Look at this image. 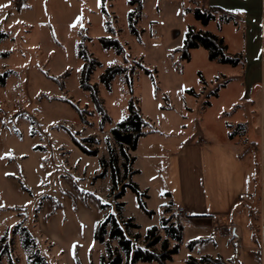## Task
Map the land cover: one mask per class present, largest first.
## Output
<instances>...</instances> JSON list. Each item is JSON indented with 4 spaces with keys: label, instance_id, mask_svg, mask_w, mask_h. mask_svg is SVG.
Instances as JSON below:
<instances>
[{
    "label": "rangeland",
    "instance_id": "374dc122",
    "mask_svg": "<svg viewBox=\"0 0 264 264\" xmlns=\"http://www.w3.org/2000/svg\"><path fill=\"white\" fill-rule=\"evenodd\" d=\"M0 5V264H40L33 259L38 256L46 264H102L103 257L108 260L106 244L94 239V231L110 215L136 223L129 230L140 235L134 245L143 246L148 230L161 228L164 218L180 221L169 204L167 175L172 155L189 139L232 140L246 191L227 216L230 229L222 222L219 230L185 222L172 260L192 251L222 254L228 263L232 256L233 264H264V96L260 102L259 87H249L245 72L252 68L244 62L211 60L202 46L186 59L182 50L190 25L226 37L230 50L238 48V18L217 17L205 25L186 9L194 7L189 0H142L134 33L129 13L137 3L130 0ZM101 36L118 39L123 51L105 47ZM80 43L101 62L90 81L97 83L110 116L104 124L80 87ZM116 64L126 71L107 87L101 74ZM68 100L84 110L87 123ZM131 100L144 119V134L123 155L111 131L129 116ZM73 137L98 153L84 152ZM190 241H196L192 250ZM110 243L118 245L115 239Z\"/></svg>",
    "mask_w": 264,
    "mask_h": 264
},
{
    "label": "trees",
    "instance_id": "16d2710c",
    "mask_svg": "<svg viewBox=\"0 0 264 264\" xmlns=\"http://www.w3.org/2000/svg\"><path fill=\"white\" fill-rule=\"evenodd\" d=\"M194 4V7H186L187 10H192L197 19L201 20L203 24L207 25L210 21L216 20L220 17V20H230L235 17L231 12H228L217 6H206L201 3L200 0H189ZM131 4H136L137 6L134 10L130 11V29L132 32L137 33L136 23L141 16L142 11V0H130ZM100 42L105 47H113L118 53L123 51L122 44L118 39L113 37L101 36L99 37ZM204 47L209 52V58L221 63H228L232 65H239L243 59L244 55L242 52L231 54L228 51V45L222 36L209 31L196 29L195 26L190 25L186 31L184 42L182 46L183 57L186 59L190 58V50L192 48ZM78 55L83 60V67L80 74V87L89 92L96 109L101 114V123L104 124L106 121L110 120V116L104 106V100L100 97L99 89L97 83H92L91 75L97 66L101 65V62L97 57L90 52L83 43L79 45ZM126 66L124 65H112L105 69L101 74V81L110 87L111 81L118 73H123L126 71ZM69 101V100H68ZM80 113L83 122L87 123V118L84 110L78 107L75 103L69 101ZM130 114L127 118L122 120L117 127H114L111 131L115 142L121 147V153L126 155V149H136L138 137L144 134L142 130V124L144 119L140 114L139 110L136 108L133 100L129 103ZM243 126V123H240ZM230 136L233 135L232 132L229 133ZM93 142H96L94 138H91ZM74 142L86 153L96 155L98 153L97 148H88L83 142L73 137ZM114 151L113 159L114 162L117 161L118 155ZM103 173V172H102ZM100 173V174H102ZM115 178V177H114ZM116 183V180L114 181ZM131 188L138 194L140 201V206L146 209L145 203L142 200V194L139 191V187L135 183L130 184ZM115 187V185H114ZM112 193H114L112 191ZM122 192L118 193L116 197H121ZM123 203L121 202L119 206ZM138 225L134 223L131 219L119 220L110 215L105 216L97 224L94 231V239L106 244V249L108 253V260L103 257L102 264H138V262H156L158 264H167L168 261L172 260L173 256L178 253L180 248V243L183 239V224L180 221H172L171 218H164L162 220L161 228L154 226L148 230L147 234L144 236V245L135 246L134 241L140 235L135 233L133 235L129 230L130 228H137ZM160 229L165 232V237L160 233ZM129 231L130 235L126 234ZM111 239H115L118 242L117 246H112L110 243ZM171 240L174 243L171 244ZM31 239L27 237L25 240L26 245H30ZM196 241H190L189 248L192 250ZM158 244L160 246H158ZM159 247V248H158ZM33 257V256H31ZM34 261H38L40 264H46L42 262L41 258L38 256L34 258ZM186 263L188 264H229L220 255L214 257L209 254H204L196 257L192 254L186 257Z\"/></svg>",
    "mask_w": 264,
    "mask_h": 264
},
{
    "label": "crops",
    "instance_id": "0c3cea01",
    "mask_svg": "<svg viewBox=\"0 0 264 264\" xmlns=\"http://www.w3.org/2000/svg\"><path fill=\"white\" fill-rule=\"evenodd\" d=\"M200 1L206 6H217L231 12L241 21L242 42L238 48L231 51L230 43L226 37L224 39L228 51L233 54L242 52L245 68H252L246 70V80L250 88L259 87L261 102L264 96V0ZM233 143L232 140L230 143H223L189 139L172 155L167 175L168 193L171 197L169 204L171 207L180 206L186 210L188 219L182 222L183 230L185 222L192 223L194 227L215 230H219L217 227L220 222L225 227L228 225L227 216L232 205L246 191L241 157L229 146ZM213 218H216L217 223ZM230 225L236 231V226L233 223ZM191 252L188 251L186 256L195 254ZM235 254L236 249L233 255ZM201 255L204 253H196L197 257ZM218 255L225 259L222 254ZM186 256L177 261H168L167 264H188ZM233 260L234 257L231 256L229 264H233Z\"/></svg>",
    "mask_w": 264,
    "mask_h": 264
},
{
    "label": "built area",
    "instance_id": "2783aa9c",
    "mask_svg": "<svg viewBox=\"0 0 264 264\" xmlns=\"http://www.w3.org/2000/svg\"><path fill=\"white\" fill-rule=\"evenodd\" d=\"M153 35H154V37H157L158 29H154L153 30ZM173 208L175 209V213L179 216V220L180 221L184 222L185 220L188 219V214H187L186 210L183 207L173 206Z\"/></svg>",
    "mask_w": 264,
    "mask_h": 264
},
{
    "label": "snow or ice",
    "instance_id": "6c2138e0",
    "mask_svg": "<svg viewBox=\"0 0 264 264\" xmlns=\"http://www.w3.org/2000/svg\"><path fill=\"white\" fill-rule=\"evenodd\" d=\"M0 7H5V5H0ZM235 11H243V9H235ZM5 155H10V153H5Z\"/></svg>",
    "mask_w": 264,
    "mask_h": 264
}]
</instances>
